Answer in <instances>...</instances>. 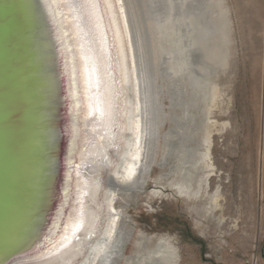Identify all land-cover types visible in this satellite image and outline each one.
<instances>
[{
  "label": "bare ground",
  "instance_id": "6f19581e",
  "mask_svg": "<svg viewBox=\"0 0 264 264\" xmlns=\"http://www.w3.org/2000/svg\"><path fill=\"white\" fill-rule=\"evenodd\" d=\"M220 1L92 0L73 14L61 0H0V255L30 247L61 215L55 246L11 264H175L161 237L135 240L127 209L154 167L174 199L209 200L210 213L219 206L205 195L214 171L198 137L215 131L211 72L227 65ZM81 44L94 70L89 94ZM89 97L102 118L86 119ZM78 199L84 227L60 248Z\"/></svg>",
  "mask_w": 264,
  "mask_h": 264
},
{
  "label": "rangeland",
  "instance_id": "374dc122",
  "mask_svg": "<svg viewBox=\"0 0 264 264\" xmlns=\"http://www.w3.org/2000/svg\"><path fill=\"white\" fill-rule=\"evenodd\" d=\"M220 3L227 65L211 72L218 97L206 116L215 131L209 141L198 137L209 146L214 171L205 195H217L219 206L210 213L209 200L174 199L166 184L155 183L160 170L154 167L138 204L127 209L135 240L161 237L175 264H264V0ZM164 104L167 132L172 110ZM133 248L127 245L126 255Z\"/></svg>",
  "mask_w": 264,
  "mask_h": 264
},
{
  "label": "snow or ice",
  "instance_id": "6c2138e0",
  "mask_svg": "<svg viewBox=\"0 0 264 264\" xmlns=\"http://www.w3.org/2000/svg\"><path fill=\"white\" fill-rule=\"evenodd\" d=\"M47 2V0H46ZM63 3H67L68 0H61ZM95 5L92 3V0H81V2L78 5H70V7L73 10H86L89 7H94ZM89 33L85 32L84 36H88ZM81 49V60L83 61V73L85 76L86 84L89 89L91 90L92 87V74L93 69H89L88 67V60L89 57L87 56L85 52V46L84 44L80 45ZM88 109L89 111L86 114L87 117L95 118L97 115H99L101 118L104 116V112L100 107V100L93 99L92 97H89V103H88ZM77 203L79 204V209L76 211V214L73 216L72 214H69L67 222L64 224V233L60 237V240L58 241L60 248H65L68 245L72 244L74 239H77V234L81 231V229L84 227V201L82 199H78ZM110 235V233H109Z\"/></svg>",
  "mask_w": 264,
  "mask_h": 264
},
{
  "label": "water",
  "instance_id": "95a60500",
  "mask_svg": "<svg viewBox=\"0 0 264 264\" xmlns=\"http://www.w3.org/2000/svg\"><path fill=\"white\" fill-rule=\"evenodd\" d=\"M73 3H74L73 0H68V2L66 3V7L64 6V8H66V9L69 8L70 9V13L74 14V13H77V11L73 10L70 7V5H73ZM62 4L64 5L63 2H62ZM60 5H61V3H59L57 1L56 7L59 8ZM74 16H76L75 19L79 21V17H77V15H74ZM79 27L81 28V26H79ZM79 33L80 34L78 35V41H77L78 45L80 44V40L83 39L82 31L79 32ZM85 92L87 94H89L91 92V90L89 91V89L87 87V84H85ZM82 111H83V113L85 115L87 114V112L89 111L88 104H87V106L85 105L83 107ZM79 116H81V115H79ZM91 118L92 117H87L86 119L89 120ZM71 156H72L71 158H76L77 157L76 150L74 151V153ZM74 168H75V163L67 166L66 170L68 172H71V174H73V172H75ZM77 170H80V168L78 167ZM56 208H57V204H54L53 209H56ZM62 220H63V217H61V215H60V217L58 218V222L59 223H57V225L55 224L54 226H51V225L49 226L48 225L47 227H44V228L42 227L40 229V232L38 233V236L36 237V239L34 241V244L31 245L30 247L29 246L28 247L27 246H24V247L22 246L20 249H18L16 251H13V252H11V253H9L7 255H0V264H11L12 261H14L15 259L25 258L27 256H31V255L40 253L46 248H49L51 246H55V244H56L55 241H56L57 236L63 231V226H62L63 221Z\"/></svg>",
  "mask_w": 264,
  "mask_h": 264
}]
</instances>
